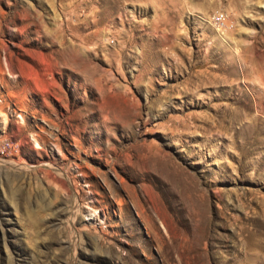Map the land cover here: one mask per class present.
Returning <instances> with one entry per match:
<instances>
[{"label":"rangeland","instance_id":"374dc122","mask_svg":"<svg viewBox=\"0 0 264 264\" xmlns=\"http://www.w3.org/2000/svg\"><path fill=\"white\" fill-rule=\"evenodd\" d=\"M0 264H264V0H0Z\"/></svg>","mask_w":264,"mask_h":264},{"label":"built area","instance_id":"2783aa9c","mask_svg":"<svg viewBox=\"0 0 264 264\" xmlns=\"http://www.w3.org/2000/svg\"><path fill=\"white\" fill-rule=\"evenodd\" d=\"M12 142H3L0 138V156H12L11 155Z\"/></svg>","mask_w":264,"mask_h":264}]
</instances>
